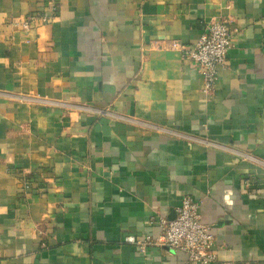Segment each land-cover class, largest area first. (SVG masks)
<instances>
[{"label":"crops","instance_id":"0c3cea01","mask_svg":"<svg viewBox=\"0 0 264 264\" xmlns=\"http://www.w3.org/2000/svg\"><path fill=\"white\" fill-rule=\"evenodd\" d=\"M48 1L0 0V264H187L124 242L185 197L214 264H264V0ZM219 19L207 93L179 47Z\"/></svg>","mask_w":264,"mask_h":264},{"label":"built area","instance_id":"2783aa9c","mask_svg":"<svg viewBox=\"0 0 264 264\" xmlns=\"http://www.w3.org/2000/svg\"><path fill=\"white\" fill-rule=\"evenodd\" d=\"M47 10L41 17L42 22L55 14L54 0L47 2ZM37 19L38 16L27 18L20 23L21 29L29 30ZM232 39L233 31L227 21L212 20L205 25L193 47H179L182 59L190 61L203 76L204 92L212 91L218 79V70L223 67L232 46ZM243 186L251 187L249 179L243 180ZM198 209L199 203L185 197L173 219L160 218L159 232L155 238L127 236L124 242L133 246L140 254H145L153 247L167 248L183 253L187 264H214L217 260L215 238L210 228L202 223Z\"/></svg>","mask_w":264,"mask_h":264}]
</instances>
